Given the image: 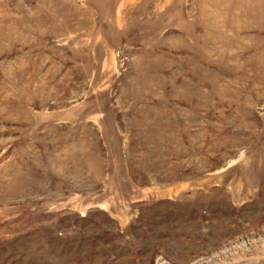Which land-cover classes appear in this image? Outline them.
<instances>
[{
	"label": "rangeland",
	"instance_id": "1",
	"mask_svg": "<svg viewBox=\"0 0 264 264\" xmlns=\"http://www.w3.org/2000/svg\"><path fill=\"white\" fill-rule=\"evenodd\" d=\"M0 264H264V0H0Z\"/></svg>",
	"mask_w": 264,
	"mask_h": 264
}]
</instances>
